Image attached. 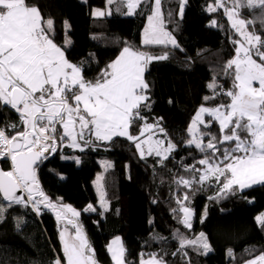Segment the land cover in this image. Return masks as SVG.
Here are the masks:
<instances>
[{"label": "trees", "instance_id": "16d2710c", "mask_svg": "<svg viewBox=\"0 0 264 264\" xmlns=\"http://www.w3.org/2000/svg\"><path fill=\"white\" fill-rule=\"evenodd\" d=\"M26 3L36 6L43 20L51 17L67 22L66 34L73 44L62 48L66 58L82 68L86 80L95 81L124 47L158 56L167 54V59H153L144 71L148 106L141 108L144 119L137 120L130 132L138 136L145 123L159 122L164 130L160 135L175 149L161 163L154 153L142 159L126 137H113L111 141L93 138V143L82 150L59 144L58 150L46 155L37 167V179L57 209L69 204L79 216L65 213L58 221L57 213L43 205L38 214L31 205L7 207L0 197V204L6 207L0 219V264H51L56 258L63 261L59 230L71 225L68 219L80 226L97 264H112L106 243L116 235L122 240L125 264H140L147 256H155L164 264H246L264 254V228L256 220L264 213V183L243 190L234 185L222 192L225 177L220 181L210 177L201 184L200 173L191 170L193 166H205L198 164L204 153L187 144L192 138L188 132L190 120L202 105L215 107L229 102L223 95L204 100L213 95L208 87L213 78L224 90L233 87L234 68L230 70L233 75H226L224 69L235 54L233 40L241 37L224 8L209 12L207 7L214 0H186L180 14V0H162V20L176 40L174 46L141 42V31L152 10L151 0L133 15L126 14V6L113 3L109 14L103 16H93L91 11L104 7L106 0ZM231 4L232 0H227V6ZM254 15L258 16L259 10L253 14L242 9L239 18L250 20ZM254 27L262 31L259 24ZM204 119L212 118L205 115ZM10 123H19L18 113L0 107V127ZM198 127L201 132L209 131L203 125ZM210 131L219 136L218 123L212 122ZM92 158L101 163V199L90 176ZM0 167L9 169V161L0 159ZM180 177L194 182L185 187L176 182ZM178 200L192 210L191 227L182 223L184 214ZM88 205L94 210L85 211ZM201 233L209 250L202 244L181 245L182 238L193 241Z\"/></svg>", "mask_w": 264, "mask_h": 264}, {"label": "snow or ice", "instance_id": "6c2138e0", "mask_svg": "<svg viewBox=\"0 0 264 264\" xmlns=\"http://www.w3.org/2000/svg\"><path fill=\"white\" fill-rule=\"evenodd\" d=\"M149 2L107 0L109 5L126 6L127 15H133L138 7ZM161 2L151 0L152 11L147 18L143 44L171 43L175 46L176 41L163 28ZM185 2L180 0L181 14ZM220 8H224L232 28L241 37L233 40L236 55L227 61L224 69L226 75H233L230 70L234 68L233 87L224 90L213 78L208 85L213 95L205 96L204 100H215L223 95L229 98V102L215 107L202 105L188 128L192 138L187 144L204 153L198 164L205 167L197 169L193 166L191 169L200 173L199 182L202 184L210 177L220 181L225 177L223 192L234 185L243 190L252 184L264 183V0H232L231 7L227 6V0H214L207 10L216 12ZM242 9L253 14L259 10V15L250 20L239 18ZM93 15L103 16L104 13L94 11ZM212 24L215 25L216 21ZM256 24L262 31L256 30ZM249 26H253L251 30ZM52 29L53 21L43 20L39 9L29 6L26 0H0V107H10L19 115V123L0 127V159L11 162L10 170L0 169V195L7 207L31 205L39 214L43 205L55 211L59 221L65 213H71L72 217L79 216V213L67 205L57 209V205L40 190L36 168L47 159L46 153L58 150L57 146L65 138L71 142L69 146L79 148L80 140L85 144L93 143L85 138L86 133L94 136L96 141L126 137L135 144L142 159L146 154L143 145H147V155L154 152L161 158V163L175 145L168 141L167 147H162L165 141H153L151 134L146 140L140 139L153 129L163 132L159 122L145 123L138 136L130 132L137 120L144 119L141 108L148 106L145 103L148 85L143 79L145 65L152 59H167V54L152 57L124 47L95 81H89L84 78L82 68L71 63L61 47L50 38L48 33ZM205 115L211 117V121H206ZM212 122L218 123L219 136L211 133ZM199 125L209 131L201 132ZM10 132L13 134L9 135ZM176 182L191 187L194 181L180 177ZM17 192L26 194V199ZM187 199L185 196L184 200ZM177 203L181 204L180 211L184 214L182 223L191 227L192 210L180 200ZM89 210H94L91 205L85 209ZM5 211L6 207L0 204V219ZM256 220L264 228V213ZM68 223L74 221L68 219ZM60 240L66 264H97L80 226H76L75 236L66 238L65 232L61 231ZM114 243L118 244V240ZM184 244H202L206 251L209 250L203 233L193 241L182 238L181 245ZM109 251L114 264H125L122 247L110 246ZM51 264H63V261L56 258ZM141 264L163 262L152 256L147 261L142 259ZM246 264H264V254Z\"/></svg>", "mask_w": 264, "mask_h": 264}, {"label": "rangeland", "instance_id": "374dc122", "mask_svg": "<svg viewBox=\"0 0 264 264\" xmlns=\"http://www.w3.org/2000/svg\"><path fill=\"white\" fill-rule=\"evenodd\" d=\"M84 1V0H82ZM49 3V0H46V4ZM94 11H100V12H103L104 15H108L109 14V4L107 3V0H106V4L104 7L102 8H93L92 11H91V14L93 15V12ZM152 11V10H151ZM179 13L181 14V10L179 9ZM151 14V13H150ZM149 14V15H150ZM95 16V15H93ZM51 18V17H50ZM49 18V19H50ZM148 18V17H147ZM51 20L53 21V34L52 35H49L50 38L53 39L54 43H56L58 46L61 45V43L63 44H70V43H73L67 36L66 32H67V29H66V25H67V22L63 19V18H51ZM148 26V19H146V22H145V25L141 31V35H140V39H141V42L143 43V39H144V29ZM163 28L165 31L169 32L165 27H164V23H163ZM170 33V32H169ZM171 34V33H170ZM172 36V35H171ZM172 38L174 39V37L172 36ZM175 40V39H174ZM176 41V40H175ZM169 45H172L171 43H167ZM61 47V46H60ZM62 49V48H61ZM132 49V48H131ZM133 50V49H132ZM136 51V50H134ZM122 52V51H121ZM120 52V53H121ZM141 52H144L152 57H160L158 55H152V54H149L148 52H145V51H141ZM120 53L118 54V56L120 55ZM236 55V52L234 54V57ZM117 56V57H118ZM116 57V58H117ZM233 57V58H234ZM115 58V59H116ZM232 58V59H233ZM153 60V59H152ZM152 60H150L149 62H151ZM148 62V63H149ZM148 63L145 65V69L148 65ZM143 79H144V74H143ZM200 108V107H199ZM198 108V109H199ZM197 109V110H198ZM196 110V112H197ZM196 112L194 113L193 117L195 116ZM192 117V119H193ZM192 119L190 120L189 124H188V128L192 122ZM62 130V129H61ZM152 135V140L155 141V140H162V136L160 135V133L156 130V129H153L151 133H148V132H145V134L143 136L140 137L141 140H146L148 138L149 135ZM162 147H167V145H162ZM147 148L148 146L147 145H143V149L145 151V153L147 154ZM139 152V151H138ZM140 153V152H139ZM154 153V152H153ZM155 154V153H154ZM65 158V157H64ZM99 178V179H98ZM93 185L97 191V194H98V197L101 198L102 196V182H101V177L98 173V175L93 179ZM65 205H69V204H65ZM72 207V206H70ZM74 209V208H73ZM77 226V225H76ZM76 226H75V229H76ZM75 233H76V230H75ZM83 234V233H82ZM200 235V234H199Z\"/></svg>", "mask_w": 264, "mask_h": 264}, {"label": "crops", "instance_id": "0c3cea01", "mask_svg": "<svg viewBox=\"0 0 264 264\" xmlns=\"http://www.w3.org/2000/svg\"><path fill=\"white\" fill-rule=\"evenodd\" d=\"M50 18V17H49ZM49 18H47L46 20H48ZM51 19V18H50ZM45 20V21H46ZM49 35H52L53 34V29L48 33ZM73 43H70V44H68V43H66V44H63V43H61V48H62V45H72ZM124 49V48H123ZM122 49V50H123ZM62 50H63V48H62ZM121 50V51H122ZM120 51V52H121ZM115 60V59H114ZM113 60V61H114ZM113 61H111V62H113ZM110 62V63H111ZM110 63H108V64H110ZM107 64V65H108ZM257 87H258V84L256 85ZM159 132V131H158ZM88 135V138H86V139H90V140H92L93 138H95L94 136H91V135H89L88 133H86V136ZM162 140L164 141V138L162 137ZM70 141L69 140H67V138H65V140H64V142H63V144L64 145H66L68 148H70V149H73V150H82L84 147H85V145H87V144H85V142L83 141V140H80V141H78V143L80 144V146L81 147H79V148H75V147H71V146H69L70 145ZM165 145H167V143H164ZM76 160L79 162V160H80V158L79 157H76ZM90 162H91V166H90V176H91V180H92V182H93V179L98 175V173H99V175H100V168H101V163L99 162V160H97V159H95V158H92L91 160H90ZM258 184V183H257ZM252 185H255V184H252ZM251 185V186H252ZM101 199V198H100ZM101 202L103 203V205H105L106 204V202L105 201H103V200H101ZM189 220H190V218H189ZM77 224H75V223H71V225L70 226H62L61 228H60V230H59V238H60V232L61 231H63V232H65V236H66V238L67 237H69V236H75V226H76ZM84 236V235H83ZM118 240V244H116V243H114V241H117ZM60 243H61V240H60ZM112 247V248H116V247H122L123 248V245H122V240H121V237L120 236H118V235H116V236H113V237H111L109 240H108V242L106 243V251H107V253H108V255H109V257H110V260H111V262H112V264H114V261L112 260V254H111V252L109 251V247ZM61 251H62V255H63V264H66V259L64 258V253H63V250H62V243H61ZM152 256H147V257H145L143 260L144 261H147L148 259H150ZM159 260V259H158ZM140 264H141V262H140ZM164 264V263H163Z\"/></svg>", "mask_w": 264, "mask_h": 264}, {"label": "water", "instance_id": "95a60500", "mask_svg": "<svg viewBox=\"0 0 264 264\" xmlns=\"http://www.w3.org/2000/svg\"><path fill=\"white\" fill-rule=\"evenodd\" d=\"M15 111V110H14ZM52 153H54V152H49V153H46V155H48V154H52ZM9 161V160H8ZM9 164H10V168H11V162L9 161ZM40 164V163H39ZM10 168L9 169H3V168H1L0 167V169H3V170H5V171H7V170H10ZM36 170H37V168H36ZM40 187V186H39ZM40 190H41V188H40ZM42 191V190H41ZM17 195H23L24 196V198H26V194H24V193H21V192H17ZM0 197H1V199H2V195H0ZM37 197H39V196H36L35 198H37ZM3 200V199H2ZM6 202V201H5Z\"/></svg>", "mask_w": 264, "mask_h": 264}, {"label": "bare ground", "instance_id": "6f19581e", "mask_svg": "<svg viewBox=\"0 0 264 264\" xmlns=\"http://www.w3.org/2000/svg\"><path fill=\"white\" fill-rule=\"evenodd\" d=\"M10 161V160H9Z\"/></svg>", "mask_w": 264, "mask_h": 264}]
</instances>
